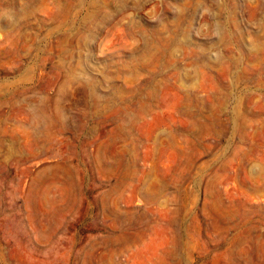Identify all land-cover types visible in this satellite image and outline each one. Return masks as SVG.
<instances>
[{"label": "rangeland", "instance_id": "obj_1", "mask_svg": "<svg viewBox=\"0 0 264 264\" xmlns=\"http://www.w3.org/2000/svg\"><path fill=\"white\" fill-rule=\"evenodd\" d=\"M0 264H264V0H0Z\"/></svg>", "mask_w": 264, "mask_h": 264}]
</instances>
